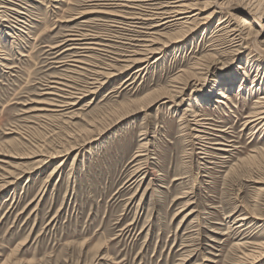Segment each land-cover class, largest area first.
Returning a JSON list of instances; mask_svg holds the SVG:
<instances>
[{"label":"rangeland","instance_id":"1","mask_svg":"<svg viewBox=\"0 0 264 264\" xmlns=\"http://www.w3.org/2000/svg\"><path fill=\"white\" fill-rule=\"evenodd\" d=\"M176 2L0 0V264H248L264 243V0H183L186 26Z\"/></svg>","mask_w":264,"mask_h":264},{"label":"bare ground","instance_id":"2","mask_svg":"<svg viewBox=\"0 0 264 264\" xmlns=\"http://www.w3.org/2000/svg\"><path fill=\"white\" fill-rule=\"evenodd\" d=\"M163 1V0H162ZM168 1V0H167ZM182 1L183 0H177V2L175 3V6L176 7H171L172 8V15H170V16H168V17H171V19H173V20H177V21H179L181 24H182V26H186V24H188V23H191L194 19H193V17H196L195 15L198 13V12H196V13H190L191 12V10H189V5H187V3L186 4H184V3H182ZM175 2V1H174ZM157 4V3H156ZM164 7V6H163ZM160 8V7H159ZM197 9V8H196ZM163 18H165V17H163ZM202 19H206V18H202ZM145 20V19H144ZM227 21V20H226ZM248 21V20H247ZM247 21L245 20V23H247ZM164 22H167V21H164ZM221 22L222 21H219V24H221ZM140 23V22H139ZM205 22L204 21H202V22H199V23H197L195 26H197V25H200V24H204ZM161 25V24H160ZM166 25V24H165ZM168 25H169V23H168ZM194 26V27H195ZM193 31V30H195V28L193 29H190V31ZM147 35V34H146ZM230 37V36H229ZM235 41V40H234ZM97 44V43H96ZM145 46V45H144ZM147 46H149V45H147ZM151 46V45H150ZM149 46V47H150ZM153 46V45H152ZM164 46H166V45H164ZM145 49V51L147 50V52L146 53H144V55H143V57L145 58V57H148L149 55L148 54H152V53H156L157 51L154 49V48H152V47H150V48H148V47H144ZM69 50V49H68ZM163 50V49H162ZM134 52V51H133ZM131 55H135V53H132ZM150 58V57H149ZM150 60V59H149ZM127 61H133V60H127ZM142 62V61H141ZM147 63V62H146ZM144 65V64H143ZM147 66H148V63L142 68V69H145V68H147ZM242 68V67H241ZM129 79L127 78V79H124L123 81H121V83L122 84H125L127 81H128ZM132 83V82H131ZM241 87V86H240ZM252 87H254V86H252ZM196 88V87H195ZM243 89V87L241 88V90ZM220 91H217V93H215V94H217V95H219V96H222V97H224V99L225 98H227L228 97V94H226V91L225 92H222L221 91V89H219ZM89 92H91V90L89 91ZM172 96V95H171ZM169 97V96H168ZM211 97V96H210ZM221 97V98H222ZM205 98V97H204ZM173 99V98H172ZM177 99V98H176ZM209 101V97H207L206 99H205V101ZM216 101H217V103L218 102H221V103H224V101L222 100V99H215ZM256 101V105H258L259 104V106H260V108L261 109H264V97H261V99H257V100H255ZM69 104V103H68ZM70 104H74V103H70ZM176 104V103H175ZM57 106H63V105H57ZM258 106V107H259ZM258 107H256V109L258 108ZM41 110H42V108H40ZM44 109V108H43ZM49 110V109H48ZM247 118H249V120L247 121L248 123H252V122H257L256 124H260L259 125V128H261V127H263L264 126V110H262V111H258V112H253L252 114H249V115H247L246 116ZM182 119H184V117L182 118ZM202 120V119H201ZM200 122V120H196V123L195 124H198V125H201V123H199ZM261 124H262V126H261ZM201 127V126H200ZM197 128V127H196ZM204 131V130H203ZM204 133V132H203ZM216 144V143H215ZM218 144V143H217ZM42 155H44V154H41V156ZM48 155V154H47ZM32 156V155H31ZM34 156H36V155H34ZM52 156V154L51 155H48V156H45L44 158H42L41 160H38V163H40L41 161H43L44 162V159H48V158H50ZM54 156V155H53ZM30 157V156H29ZM41 158V157H40ZM39 159V158H38ZM37 160V159H36ZM60 165V164H59ZM57 167H58V165L57 166H55L53 169H52V171L50 172V174L51 173H53V172H56V170H57ZM60 167V166H59ZM58 167V168H59ZM9 174L11 173V171H9L8 172ZM53 175V174H52ZM8 184H10L11 182H7ZM6 183V184H7ZM5 184V183H4ZM243 214V213H242ZM249 216V215H248ZM251 217H253V216H251ZM243 219H245L244 217L242 218V220ZM242 222V221H241ZM241 224V223H240ZM240 227H241V225H240ZM241 243V242H240ZM251 247V249L249 250V252L248 253H246L245 255H246V257H250V256H252V258H251V261H248V264H255V263H258L260 260H262L263 258H264V250H263V248H264V243L263 244H260V245H254L253 244V246H250ZM100 248V247H99ZM254 253H256V255H254ZM250 260V259H249Z\"/></svg>","mask_w":264,"mask_h":264}]
</instances>
